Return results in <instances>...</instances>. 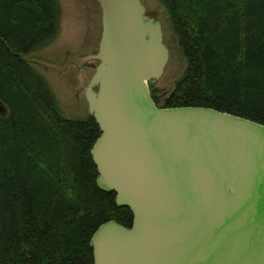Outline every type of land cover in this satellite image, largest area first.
<instances>
[{"label": "water", "instance_id": "water-1", "mask_svg": "<svg viewBox=\"0 0 264 264\" xmlns=\"http://www.w3.org/2000/svg\"><path fill=\"white\" fill-rule=\"evenodd\" d=\"M95 1L99 46L78 58L99 61L84 87L101 128L91 153L98 185L115 191L133 218L96 228L93 264H264V122L213 106L158 104L150 82L170 58L162 21L142 0Z\"/></svg>", "mask_w": 264, "mask_h": 264}, {"label": "trees", "instance_id": "trees-1", "mask_svg": "<svg viewBox=\"0 0 264 264\" xmlns=\"http://www.w3.org/2000/svg\"><path fill=\"white\" fill-rule=\"evenodd\" d=\"M187 66L164 106L207 105L264 122V0H160ZM59 0H0V264H93L91 237L129 206L97 183L92 113L68 117L23 59L60 30ZM89 111V110H88Z\"/></svg>", "mask_w": 264, "mask_h": 264}, {"label": "rangeland", "instance_id": "rangeland-1", "mask_svg": "<svg viewBox=\"0 0 264 264\" xmlns=\"http://www.w3.org/2000/svg\"><path fill=\"white\" fill-rule=\"evenodd\" d=\"M95 0H59L61 8L60 30L56 38L48 44L40 46L29 56H39L54 63H60L65 52H82L81 43L85 40L95 42L101 37V13ZM148 12L162 21L165 42L170 49V58L166 71L155 83L158 94L169 95L174 89L176 81L186 69V57L178 44L177 36L170 27L169 13L160 0H143ZM47 79L50 87L58 98L59 105L68 117L84 116L89 111L88 102L85 101L83 88L79 92L82 101L77 97L78 88L86 86L91 78V71H74L70 67L67 71H57L37 63L32 64ZM165 103V98L161 99ZM6 107L0 108V113Z\"/></svg>", "mask_w": 264, "mask_h": 264}, {"label": "flooded vegetation", "instance_id": "flooded-vegetation-1", "mask_svg": "<svg viewBox=\"0 0 264 264\" xmlns=\"http://www.w3.org/2000/svg\"><path fill=\"white\" fill-rule=\"evenodd\" d=\"M97 7H98L99 12L101 13V24H102V12H101V8H100L99 4H97ZM99 42H100V37H98V39L95 42H93L92 40H89V39L85 40L83 44L81 43L82 52L80 54L76 55L74 52L68 53V52L64 51L65 52L64 59L60 63H57V64L60 65V64L67 63V65H66V67L64 68L63 71H67L70 67H72V68H74V71H81V72H83V71H85V72L86 71H91L90 72V76H92V74L96 70V66L99 64V61L98 60H93V59H88V60H86L84 62H81L80 60H78V58L87 57V56H90L93 53H95L96 50L98 49ZM30 54H32V53H30ZM73 56H75V59L73 58ZM56 70L60 71L59 69H56ZM84 87L85 86L83 85V86H80L78 88L77 97H78L79 101H82V98L78 94H79L80 90L83 88L85 101L87 103L88 101H87V98H86L85 88ZM3 106L4 105H2V107Z\"/></svg>", "mask_w": 264, "mask_h": 264}, {"label": "bare ground", "instance_id": "bare-ground-1", "mask_svg": "<svg viewBox=\"0 0 264 264\" xmlns=\"http://www.w3.org/2000/svg\"><path fill=\"white\" fill-rule=\"evenodd\" d=\"M97 3V2H96ZM144 3V2H143ZM98 4V3H97ZM146 6V5H145ZM165 33V32H164ZM24 56H29V55H24ZM25 60V59H24ZM25 61H27V60H25ZM28 62H30V61H28ZM31 64H33L34 62H30Z\"/></svg>", "mask_w": 264, "mask_h": 264}]
</instances>
